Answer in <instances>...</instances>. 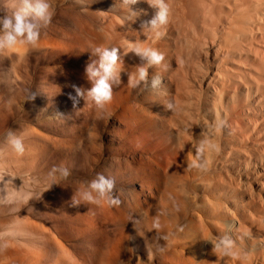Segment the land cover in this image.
<instances>
[{
    "label": "bare ground",
    "instance_id": "bare-ground-1",
    "mask_svg": "<svg viewBox=\"0 0 264 264\" xmlns=\"http://www.w3.org/2000/svg\"><path fill=\"white\" fill-rule=\"evenodd\" d=\"M114 1L112 9L119 15L110 19L106 30L110 47L118 48L123 61L116 89L141 98L157 139L165 143L153 151L144 150L139 158L135 155L140 168L135 170H140L144 179L137 188L142 191L140 203H131L137 207L136 214L130 204L127 206L132 209L128 210L144 219L137 226L150 237L151 245L163 247V251L154 248L144 260L148 264H264V0H169V22L158 34L141 32V24L154 14L145 0L130 6L138 13L135 18L120 0ZM99 12L100 8L98 14L104 18ZM141 41L164 57L160 65L149 70V80L160 77L156 89L133 88L127 83V73L138 63L130 50ZM194 161L200 166L193 167ZM154 220L159 229L152 227ZM163 234H170V239L160 241ZM225 235L232 241L234 255L213 253L206 241ZM147 238L140 237L144 242ZM168 245L173 247L166 249ZM5 254L1 252L0 258ZM38 261L32 256L28 264ZM53 264L61 263L56 260Z\"/></svg>",
    "mask_w": 264,
    "mask_h": 264
},
{
    "label": "rangeland",
    "instance_id": "rangeland-1",
    "mask_svg": "<svg viewBox=\"0 0 264 264\" xmlns=\"http://www.w3.org/2000/svg\"><path fill=\"white\" fill-rule=\"evenodd\" d=\"M15 2L0 0V14L10 12ZM49 2L54 14L49 26L41 30L38 45L23 55L0 52V251L6 253L0 258V264H28L32 256L37 257L39 264H53L56 260L61 264H148L143 257H150L154 248L159 247H153L150 237L139 230L137 225L144 219L138 215L132 216V211L136 214L135 206L141 201L142 191L137 188H140V179H144V175L138 173L140 170L137 171L140 169L137 163L144 150L149 149L150 152L157 145L164 146L165 143L157 139L149 110L135 93L130 94L115 87L111 104L106 106L107 113L101 116L91 102L76 97L73 89V85L82 90L91 87L85 74V66L90 62L89 51L97 45L110 47L106 29L110 19H117L119 15L112 9L115 1ZM98 7L104 18L98 14ZM89 15L94 18L91 19ZM92 20L98 21L97 25ZM83 21L88 23L83 25ZM70 95L75 98V105ZM113 114L122 119L115 118ZM9 128L16 130L17 134L23 132L26 149L23 155L15 154L3 143ZM53 166L66 168L69 177H50ZM96 173L114 179V194L121 201L119 206L72 205V199L78 201V193L86 186L83 182L93 178ZM132 202H135V206ZM129 204L132 211L128 210L132 209L130 206L128 208ZM121 209H126L123 218ZM126 214L131 216L127 217ZM125 217L129 220L136 218L129 221ZM117 220L121 224H117ZM126 225L128 229H125ZM127 230L131 232L128 234ZM136 233L139 236H135ZM141 236L144 239L149 237L147 242L142 241ZM172 247L168 245L166 249ZM180 249L176 247V250Z\"/></svg>",
    "mask_w": 264,
    "mask_h": 264
},
{
    "label": "clouds",
    "instance_id": "clouds-1",
    "mask_svg": "<svg viewBox=\"0 0 264 264\" xmlns=\"http://www.w3.org/2000/svg\"><path fill=\"white\" fill-rule=\"evenodd\" d=\"M145 2L154 9V14L141 24V32L158 34L160 28L169 22L171 13L169 0H145ZM120 3L134 18L138 15L130 8L131 5L137 3V0H120ZM53 14L49 0H16L10 12L0 14V52H17L23 55L34 49L38 45L41 30L49 26ZM130 52L138 58V63L132 67L133 72L127 73V83L133 88L142 86L145 90L158 88L161 83L160 77L153 76L149 80V70L161 64L164 59L163 54L153 47L145 46L143 41L134 45ZM89 54L90 62L85 66V74L91 87L82 90L73 85V89L76 97H82L84 101L91 102L97 112L103 115L107 111L106 106L113 98V89L121 83L120 74L123 71V61L118 55L117 47L97 45L91 48ZM69 98L75 105V98L71 95ZM168 107L171 108L172 105ZM57 115L62 116L59 113ZM3 143L17 155H23L26 151L23 132L17 134L16 130L9 128L4 135ZM192 166L200 165L194 161ZM69 175V171L64 167L53 166L49 172V176L53 179H67ZM83 183L86 186L78 193V201L72 199L73 206L83 203L112 207L119 206L121 203L119 196L114 194L115 181L113 178L96 173L93 178ZM152 227L159 229V222L154 220ZM158 239L168 241L170 234L159 235ZM206 241L212 245L213 253L220 256L234 255L232 241L226 235L213 237ZM158 250L163 251V247Z\"/></svg>",
    "mask_w": 264,
    "mask_h": 264
}]
</instances>
